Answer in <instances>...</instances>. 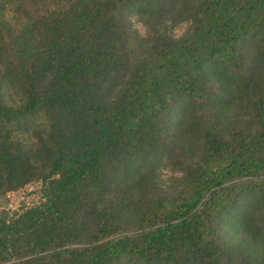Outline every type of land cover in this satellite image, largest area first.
Instances as JSON below:
<instances>
[{"label":"trees","instance_id":"16d2710c","mask_svg":"<svg viewBox=\"0 0 264 264\" xmlns=\"http://www.w3.org/2000/svg\"><path fill=\"white\" fill-rule=\"evenodd\" d=\"M0 264H264V0H0Z\"/></svg>","mask_w":264,"mask_h":264},{"label":"rangeland","instance_id":"374dc122","mask_svg":"<svg viewBox=\"0 0 264 264\" xmlns=\"http://www.w3.org/2000/svg\"><path fill=\"white\" fill-rule=\"evenodd\" d=\"M37 186V184L31 183L16 191L7 192L4 197H0V204L11 209L21 205H31L38 201Z\"/></svg>","mask_w":264,"mask_h":264}]
</instances>
